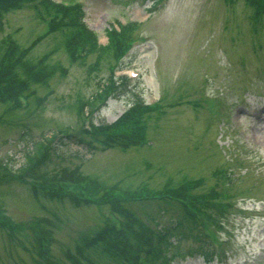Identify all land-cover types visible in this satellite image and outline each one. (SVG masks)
Listing matches in <instances>:
<instances>
[{
  "label": "rangeland",
  "instance_id": "1",
  "mask_svg": "<svg viewBox=\"0 0 264 264\" xmlns=\"http://www.w3.org/2000/svg\"><path fill=\"white\" fill-rule=\"evenodd\" d=\"M57 1L83 2L100 45L111 27L128 24L116 68L126 70L115 73H127V83L94 107L90 121L111 123L137 100L154 109L142 116L140 142L105 147L85 129L80 106L106 84L113 54L89 73L99 53L74 56L33 7L0 17V53L11 36L28 50L23 68L48 54L39 74L20 69L26 101L0 99V162L17 170H0V264H42V252L63 258L111 219L109 203L75 206L48 195L50 178L83 179L98 198L106 188L195 185L194 195L207 199L196 213L171 199L127 205L150 230L182 222L166 248L172 264H264V0ZM62 132L69 137L57 140L47 168L27 165L44 135ZM35 235L46 243L39 253Z\"/></svg>",
  "mask_w": 264,
  "mask_h": 264
},
{
  "label": "trees",
  "instance_id": "2",
  "mask_svg": "<svg viewBox=\"0 0 264 264\" xmlns=\"http://www.w3.org/2000/svg\"><path fill=\"white\" fill-rule=\"evenodd\" d=\"M25 7H33L40 17L48 21L49 31H57L61 35V42L59 45H63L72 51H76L78 47L82 52L87 53L98 52L97 60L91 65L89 73L93 69L99 68L102 62V57L105 58L106 53H110L114 56L118 52L122 51L125 46L126 37L124 34L127 31V25L121 30H109L108 42L105 45H100L97 41V37L93 31H91L82 18L84 11L79 5L64 7L61 4L52 2L51 0H0V17L4 14L22 9ZM48 17V18H47ZM47 18V19H45ZM130 26V24H129ZM8 36L3 42V50L0 53V99L9 104L13 103V96L20 89L29 88L28 82L24 78H21L20 69L29 68L32 74H39L41 69H44L47 63L48 54L42 56L36 64L24 67L26 62L27 52L21 51L20 47L14 43V40ZM73 54V53H72ZM74 55V54H73ZM75 56V55H74ZM84 56V57H85ZM110 56V55H109ZM51 70H56V66L52 65ZM26 72V71H25ZM44 73V72H43ZM31 74V75H32ZM44 75V74H43ZM31 77V76H30ZM110 76L107 83L104 84L95 95L88 99L85 104L89 108L95 106L96 102L103 101L111 95L112 87L110 86ZM24 87V88H23ZM142 108L137 106L126 114L116 125L119 127L121 124H129L133 122L134 131L131 137H109V129H101L95 132L94 138L110 145H120L126 148L133 146L135 141V133H141L144 135V128L142 124V116L139 118V114ZM136 116L138 118L135 120ZM45 143L41 140L36 148L28 155V164L30 166H37L40 168H47L48 162L46 161L51 154H54V149H51L47 153H44ZM49 165V164H48ZM1 169V168H0ZM67 168L59 169L66 172ZM184 190V187L167 189L173 193L180 194ZM48 195L55 196L54 199L62 201L66 198L61 193L55 191L47 192ZM194 196L193 198H195ZM201 197V196H200ZM203 197V196H202ZM162 200H169L164 198ZM111 199L105 202H109L112 210H117L123 217L122 230H118L114 223H110L107 219L106 224L103 227L96 229L97 231L84 234L77 242L76 246L67 248L64 251L63 258H52L43 253L42 261L45 264H140L139 258L142 253L146 254L147 261L153 262V264H172V259L167 257L166 248L173 245L172 235L178 233L181 230L182 222L176 221L175 226H162L159 231L150 230L149 226L143 224L136 211H132L126 203L122 201H113ZM160 201V200H159ZM171 201V200H169ZM70 202L75 206H80V202L75 199H70ZM144 203V202H143ZM120 215V216H121ZM148 218L147 214H145ZM151 220L154 217L148 214ZM192 226H194L192 213H189ZM149 219V218H148ZM150 220V219H149ZM51 236L52 234L48 232ZM35 240H39L35 235ZM49 237V235H48ZM49 240L51 241L50 237ZM154 243H157V248H154ZM38 248V247H37Z\"/></svg>",
  "mask_w": 264,
  "mask_h": 264
}]
</instances>
